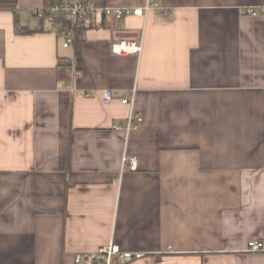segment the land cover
I'll return each mask as SVG.
<instances>
[{
    "label": "crops",
    "instance_id": "0c3cea01",
    "mask_svg": "<svg viewBox=\"0 0 264 264\" xmlns=\"http://www.w3.org/2000/svg\"><path fill=\"white\" fill-rule=\"evenodd\" d=\"M16 1L32 32L0 0V264H74L111 241L144 255L127 264H264L247 250L264 247V0H149L67 48L28 21L45 0ZM121 40L142 52L112 54ZM105 89L136 90L137 130Z\"/></svg>",
    "mask_w": 264,
    "mask_h": 264
},
{
    "label": "built area",
    "instance_id": "2783aa9c",
    "mask_svg": "<svg viewBox=\"0 0 264 264\" xmlns=\"http://www.w3.org/2000/svg\"><path fill=\"white\" fill-rule=\"evenodd\" d=\"M160 6L156 2L146 1L139 7H110L98 6L92 1L87 0H54L51 4L33 12V15L43 24L48 25L57 31V34L64 39L63 47L67 48L76 37V30L87 27L95 23L97 15L110 17L113 19H123L127 17H135L145 19L147 14L159 9ZM245 14L255 15L248 9ZM168 12L165 9L164 15ZM110 51L114 55H139L142 52V43L135 41L121 40L112 43ZM63 63L68 67V74L72 79L78 75L77 72L68 60L64 59ZM136 90L127 91L122 96L110 89L101 91L100 101L103 105H109L115 98L130 107V112L126 121L125 131L127 133L135 131L138 128L140 121L139 116L133 110V101ZM86 97H92L93 93H86ZM115 130H120V126L114 127ZM123 166H126L129 171L135 172L138 169V159L135 156L124 157L122 159ZM264 249L262 242L250 241L247 243V250L258 252ZM142 253L130 252L123 250L121 245L111 241L109 244L98 247L90 253H78L73 258L74 264H127L131 261L143 258Z\"/></svg>",
    "mask_w": 264,
    "mask_h": 264
},
{
    "label": "trees",
    "instance_id": "16d2710c",
    "mask_svg": "<svg viewBox=\"0 0 264 264\" xmlns=\"http://www.w3.org/2000/svg\"><path fill=\"white\" fill-rule=\"evenodd\" d=\"M3 1H5L7 3V5L9 6V8L14 13V28H15V32L17 34H22V35L23 34H29V33H31L32 31H30L29 29H27V27L21 26L19 24V22H18V17H17V15H15V13H16V2L17 1L16 0H3ZM53 1L54 0H45V6L51 4ZM41 25H43V24L41 23ZM80 31H81L80 29H77L76 30V38H75V40L78 38V36L80 34Z\"/></svg>",
    "mask_w": 264,
    "mask_h": 264
},
{
    "label": "rangeland",
    "instance_id": "374dc122",
    "mask_svg": "<svg viewBox=\"0 0 264 264\" xmlns=\"http://www.w3.org/2000/svg\"><path fill=\"white\" fill-rule=\"evenodd\" d=\"M28 21L31 22V23H34V24L38 25V20L36 19V17L33 18L31 16H28Z\"/></svg>",
    "mask_w": 264,
    "mask_h": 264
}]
</instances>
